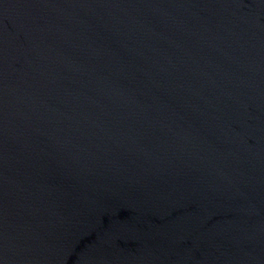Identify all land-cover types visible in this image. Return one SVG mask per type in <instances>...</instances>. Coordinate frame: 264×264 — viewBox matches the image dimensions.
I'll list each match as a JSON object with an SVG mask.
<instances>
[{
	"label": "water",
	"instance_id": "obj_1",
	"mask_svg": "<svg viewBox=\"0 0 264 264\" xmlns=\"http://www.w3.org/2000/svg\"><path fill=\"white\" fill-rule=\"evenodd\" d=\"M0 264H264V0H0Z\"/></svg>",
	"mask_w": 264,
	"mask_h": 264
}]
</instances>
